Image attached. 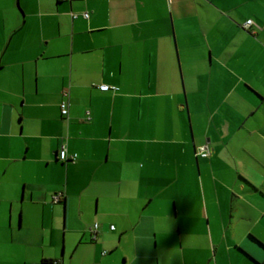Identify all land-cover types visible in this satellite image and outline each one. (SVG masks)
Listing matches in <instances>:
<instances>
[{"label": "crops", "instance_id": "obj_1", "mask_svg": "<svg viewBox=\"0 0 264 264\" xmlns=\"http://www.w3.org/2000/svg\"><path fill=\"white\" fill-rule=\"evenodd\" d=\"M0 264H264V0H0Z\"/></svg>", "mask_w": 264, "mask_h": 264}, {"label": "built area", "instance_id": "obj_2", "mask_svg": "<svg viewBox=\"0 0 264 264\" xmlns=\"http://www.w3.org/2000/svg\"><path fill=\"white\" fill-rule=\"evenodd\" d=\"M88 15H84L83 17H85V18H88L87 17ZM252 22L250 21H248L247 23H245L246 25H245V28H248L249 26H251L252 24H251ZM99 90L100 91H102V92H107V91H109V90H111V88L110 87H108V86H100L99 87ZM114 90H116V89H114ZM68 94L65 92L64 93V95H62V96H64L65 98H67L68 96H67ZM68 102H67V100L65 99V100H63L61 103H60V105H59V109H60V114H61V116L62 117H67V115H68ZM88 115V114H87ZM88 117V116H87ZM89 120V119H88ZM66 147L63 145V146H61V147H59V152H58V161L59 162H61V163H66V162H73V161H75V159H76V156H74V155H68L67 154V151H66V149H65ZM206 153H208L207 152V148L204 146V147H199L197 150H196V156L197 157H200V158H204V157H206L207 155H206ZM56 200H58V198L56 197L55 198V202H56ZM97 228V226H95L94 227V229H96ZM112 229H114L113 227H111V229L110 230H112Z\"/></svg>", "mask_w": 264, "mask_h": 264}, {"label": "trees", "instance_id": "obj_3", "mask_svg": "<svg viewBox=\"0 0 264 264\" xmlns=\"http://www.w3.org/2000/svg\"><path fill=\"white\" fill-rule=\"evenodd\" d=\"M59 109V108H58ZM63 118H66V117H63Z\"/></svg>", "mask_w": 264, "mask_h": 264}]
</instances>
